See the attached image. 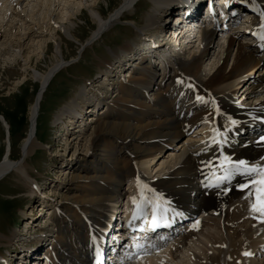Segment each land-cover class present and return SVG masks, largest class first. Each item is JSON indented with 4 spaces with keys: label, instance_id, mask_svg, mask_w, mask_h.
<instances>
[{
    "label": "bare ground",
    "instance_id": "obj_1",
    "mask_svg": "<svg viewBox=\"0 0 264 264\" xmlns=\"http://www.w3.org/2000/svg\"><path fill=\"white\" fill-rule=\"evenodd\" d=\"M98 1L77 0L72 5L76 8L73 13L63 9L66 11L60 15L59 19L65 22L70 21L74 14L81 12L85 7L91 8L90 12L97 11L96 28L80 46L87 42H91L90 45L94 44L138 2L123 0L115 11L104 18L95 9ZM154 1L163 5L158 11L160 14V10L173 0ZM219 2L220 0H208L207 6L211 5L210 9L214 10ZM249 2L251 3V0ZM256 2L264 10V0ZM40 4L45 2L0 0V43L1 39L8 37V27L13 36L19 29V46L24 51L27 50L28 55L37 52L48 53L53 40L44 42L39 39L40 31L30 27L24 14L28 7ZM63 4L66 7L68 2ZM49 6L61 7L53 2ZM192 9L193 7L189 8L194 16L192 19L199 18V22L202 17L208 15V11L205 15L197 14ZM248 10L252 14V25L258 31L261 22L259 14L251 7ZM185 13L186 11L182 10L181 14ZM181 14L175 16L181 17ZM155 19L154 15L148 18L147 25H150L151 30H154L158 23L157 17ZM220 25L223 24L212 22L200 28L199 35L188 32L179 40H173L181 47L173 50L177 56L173 72L169 69L165 73L168 64L165 60H160L161 64H165L163 73H160L156 62L149 55L151 50H145L141 54L138 52L139 56H136L132 52L134 47L131 43L123 47L121 52L113 53L118 63L113 65L116 71L124 66L122 65L124 61L129 62L126 67L129 65L130 70L125 71L127 75H123L118 84L119 97L105 101L101 109L103 111L99 112L101 116L96 118L91 115L90 122L85 123L84 130L86 134L89 132V135L84 136L86 137L84 151L76 158L67 159L69 167L77 170L70 171L72 175L65 183V189L71 191V197L68 198L70 200L54 204L48 209L53 211L52 224L55 223L54 226L57 227L53 237L50 236L52 249L46 255L50 264H91L94 254L92 251L94 246L91 243L94 242V238L90 235L94 232L101 237L103 233L101 229L112 225V220L108 223L106 221L110 215L111 218L116 217V204H121L122 198L126 195L129 196L124 205L128 206V216H132L134 206L131 198H139L137 180L157 190L171 204L186 210L190 216L195 217H192L194 220L200 216V220L198 222L193 220L192 227L185 229L172 246L169 243L167 247L127 264H264V216L252 211L250 202H254L256 197L249 195L251 184L246 188H239L238 185L245 182V177L236 175L231 182L226 181L217 187L213 181L212 187H206L210 182L208 176L212 167L219 166L221 152L233 160L243 159L250 164L264 165L262 159L264 141L260 139L264 136V48L260 47L259 41L254 44L255 42L246 40L250 39L249 36L241 32H231L226 41ZM69 26L63 32L75 39L77 35L73 29L69 30ZM172 37L170 38L175 39L176 36ZM170 38L167 40L168 43L171 41ZM53 39L56 41V38ZM62 42L65 41L61 39L56 44L52 64L46 71L36 68L33 70L40 88L30 106L28 134L21 147L22 159L11 160L14 153L11 133L10 146L4 160L0 162V181L10 173H18L27 186H30L32 193H36L37 183L32 180L33 175L27 159L38 146L37 119L42 99L53 77L64 67L78 60V57L65 60ZM167 42L160 39L153 40L152 44L164 46ZM85 48H80L78 53L81 54ZM164 51L169 54L171 52L169 49ZM31 59L32 57L28 58L29 67ZM148 59L154 64L144 62ZM100 62L108 68L105 73L112 70L110 62L101 59ZM256 69L255 76L250 77L249 82L244 81L240 87L239 78L249 70L252 74ZM167 80L170 81L166 83ZM197 96L203 100L197 101ZM237 96L242 100L236 99ZM92 100L93 97H90L89 101ZM78 108L80 107L76 102L69 103L61 109L57 120L63 118L62 124L76 125ZM217 108L219 112L216 111ZM228 117L237 123L229 127ZM4 122H7L5 117ZM198 124H203V128L198 127ZM214 127L220 128L225 134L226 143L221 146L210 142L211 129ZM79 129L75 131L78 132L81 130ZM191 132L196 133L194 139L189 137ZM83 134L77 135L80 137ZM184 135H188L189 139L184 138ZM78 136L75 139H78L81 145L84 143V137L82 139ZM172 146L177 148L169 151L171 149L169 147ZM163 153H167L168 156L163 158ZM46 208L43 210L46 211ZM34 222L28 218L25 225L32 224L34 227ZM37 240L43 242L44 238L41 235ZM38 243L33 245L24 242L15 233L9 238L0 234V245L12 247L20 245L27 253ZM26 256L24 255L21 260L28 259Z\"/></svg>",
    "mask_w": 264,
    "mask_h": 264
},
{
    "label": "rangeland",
    "instance_id": "obj_2",
    "mask_svg": "<svg viewBox=\"0 0 264 264\" xmlns=\"http://www.w3.org/2000/svg\"><path fill=\"white\" fill-rule=\"evenodd\" d=\"M43 1L45 4H40V6L35 7L30 6L26 9L24 14L30 27L34 28L35 31H40L39 39H42L44 42L53 40V42L50 43L48 53L44 54V52H39L38 54L37 52L28 55L29 53H27V50L24 51V49L19 46V29L15 32V34H17L13 36V34L9 32L8 27V37L1 39L0 43V162L4 160L5 154L10 146L9 139L10 130L12 128L13 134L11 138L13 139L12 144L14 146V153L12 154L11 160L18 161L22 159L21 147L22 141L28 134L30 106L34 98H36L40 88V83L35 79L33 70L36 68L41 71H46L51 66L52 59L54 58L52 56L54 50L57 48L56 44L59 43L61 39L65 41L62 42L65 60H73L78 57L77 61L70 62L71 64L64 67L53 77L41 102L39 117L37 119L38 146L27 159L29 170L31 169L30 172L33 175L32 180L37 183L36 193L31 192L30 186H27L28 184L18 173H10L5 179L0 181V234L6 235L9 238L15 233V235L21 237L24 242H30L33 243V245L36 242H40L37 238H40L41 235L44 238L42 244H47V242L51 240L50 236L56 231L57 227L54 226V221V225L52 224L51 218L53 211H49L48 209H51L54 204H60L64 201L68 202L70 200L68 198L71 197V191L65 189V183L72 175L70 171L73 172L72 170L77 169L69 167L67 159L78 157L85 149V126L82 128L83 132L76 133V135H68V133L65 132V128H63L64 130L61 133L57 132V134H54L50 138L52 128L57 126V124L60 126L62 123L61 120L63 118L57 120L61 109L71 102H76L80 107L78 109H85L87 103H90V97H93V100L104 102L118 98L117 86L122 80L123 75H127L125 71L130 70L129 65L126 67V64L129 62L124 61L122 63L124 66L119 68L122 66L120 65L118 67L119 69L116 72L118 74L117 77H112V80L104 82L100 81L103 78L100 77L103 72V74H105L108 68L101 64L100 59L107 60L113 67L117 62V58L114 57L113 53L121 52L122 48L126 47L129 43L134 47L132 52H134L136 56H139V53L141 54L145 50H151L149 51V55L156 62L160 73H163L165 67V64H161L157 54L155 52L153 53L154 47L151 45L147 36V31L151 29L149 28L150 25H147L149 16L154 15L155 19L159 9L163 6L156 1L138 0L136 5L127 11L121 20L109 27L102 34L100 39L92 45H90L91 42H87L84 46L80 45L88 39L91 32L96 28V21L98 19V17H96V15H98L96 13L97 11L93 10V12H90L91 8L87 7L86 9L85 7L81 12L74 14L70 21L66 20L62 22L61 19H59L62 12L68 10L73 13L76 8L72 7V5H74V2L77 0ZM86 1L87 0H82V2ZM51 2L61 5V7H50L49 5ZM64 2H68L66 7L63 4ZM122 2L123 0H99L95 9L106 18L115 11ZM175 15H177V13L170 14V23L176 18ZM178 17L180 16H177V18ZM68 25H70L69 30L73 29L72 31L76 33L77 36L75 39L74 37L67 36L65 32H63L64 29H68ZM39 26H42V29H39ZM143 28L145 29L143 30ZM21 31L22 30H20V33ZM53 38H56V41ZM21 39L24 41L23 38ZM170 40L173 41L171 38ZM159 46L160 45L156 47L158 50H160ZM83 47L86 48L79 54L78 51ZM218 51L219 50H217L216 53H218ZM172 54L174 53H170V55ZM28 56L32 57L30 67L28 66V58L30 57ZM165 61L166 64H168L165 73H167L169 69L173 72V68H176L175 61H169L167 59ZM229 67L230 65H228V68ZM101 69L103 72H101ZM169 81L170 80H167L166 83ZM238 100L241 101L242 99L239 98ZM87 115L89 114H86V116ZM93 116L94 115H92V117ZM4 117L8 123L4 122ZM90 117L91 116L88 118ZM88 120L90 121L91 118ZM9 122L11 124H9ZM62 125L68 124L63 123ZM72 126L74 127L75 125ZM67 128L68 130L70 129L69 127ZM77 128L78 127H74V130ZM82 133L84 134L80 137L82 139L84 137V143L80 145L78 139L75 138L78 136L77 134L80 135ZM86 135H89V132ZM178 141L180 142V140ZM178 141L175 144H177ZM172 147L177 148V146ZM172 147H169L171 148L169 151L174 149ZM167 156V153H163V158ZM127 186H129V183ZM44 208H46V211L43 210ZM28 218L35 221L34 227L31 226L28 228V226L25 225L27 224L26 220ZM27 233L30 234L28 235ZM11 247L10 245H0V255L7 258L8 254H11L14 260L15 256L17 257V253H10ZM26 257H28V259H23L22 261L26 262V264H32L31 259H29L30 257Z\"/></svg>",
    "mask_w": 264,
    "mask_h": 264
},
{
    "label": "snow or ice",
    "instance_id": "obj_3",
    "mask_svg": "<svg viewBox=\"0 0 264 264\" xmlns=\"http://www.w3.org/2000/svg\"><path fill=\"white\" fill-rule=\"evenodd\" d=\"M249 6L253 11L259 14L261 21L258 25V31L252 32V35L260 42V47L264 48V10L261 9V6L257 4L256 0H251ZM196 99L197 101L203 100L200 96H197ZM213 103L215 102L213 101ZM216 111L219 112V109L217 108ZM227 120L229 127L237 123V121L233 120L231 117H228ZM211 132V144L221 146L226 143L225 134L220 128L214 127L211 129ZM260 139L264 141V136H261ZM209 164L211 165V162H209ZM217 173H219V175H217ZM236 175L245 177V182L239 184V188L243 189L251 184L252 188L249 190V195H255L256 197L254 202H250L252 211L258 212L261 216H264V165L250 164L243 159L233 160L230 156L224 155L223 152H221L219 166L212 167L208 176L210 182L206 187H212L213 181L217 187L225 181L231 182ZM137 188L139 189V198H131L134 208L132 211V220L129 221L130 224L136 219L148 221L150 216L149 227L155 230V228L161 226V224L167 225V213L170 210L174 215H180V213H176L174 209H169V202L163 198L162 194L156 193L147 185H142L139 180H137ZM135 247L139 249L142 248V245L137 244ZM97 254L99 261V249H97Z\"/></svg>",
    "mask_w": 264,
    "mask_h": 264
},
{
    "label": "trees",
    "instance_id": "obj_4",
    "mask_svg": "<svg viewBox=\"0 0 264 264\" xmlns=\"http://www.w3.org/2000/svg\"><path fill=\"white\" fill-rule=\"evenodd\" d=\"M13 129V128H12ZM12 129L10 130V135H11V133H12ZM13 134V133H12Z\"/></svg>",
    "mask_w": 264,
    "mask_h": 264
}]
</instances>
